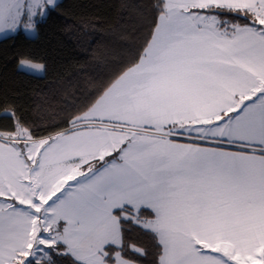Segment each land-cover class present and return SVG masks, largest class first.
Listing matches in <instances>:
<instances>
[{
  "label": "snow or ice",
  "instance_id": "1",
  "mask_svg": "<svg viewBox=\"0 0 264 264\" xmlns=\"http://www.w3.org/2000/svg\"><path fill=\"white\" fill-rule=\"evenodd\" d=\"M59 7L0 0V34ZM135 8L126 57L58 121L0 95V264H264V0Z\"/></svg>",
  "mask_w": 264,
  "mask_h": 264
},
{
  "label": "trees",
  "instance_id": "2",
  "mask_svg": "<svg viewBox=\"0 0 264 264\" xmlns=\"http://www.w3.org/2000/svg\"><path fill=\"white\" fill-rule=\"evenodd\" d=\"M39 31L0 38V95L41 126L91 91L125 58L143 0H59ZM12 36L13 38H8ZM46 64L41 75L18 70L21 59ZM71 85V86H70ZM0 108V123H6Z\"/></svg>",
  "mask_w": 264,
  "mask_h": 264
},
{
  "label": "rangeland",
  "instance_id": "3",
  "mask_svg": "<svg viewBox=\"0 0 264 264\" xmlns=\"http://www.w3.org/2000/svg\"><path fill=\"white\" fill-rule=\"evenodd\" d=\"M20 31H23L26 35H32L33 34L32 32H25L22 28H21ZM21 70L24 71V69H21ZM27 72L31 73V74H36V75H41L43 73V71H39V72H37V71H31V72L27 71Z\"/></svg>",
  "mask_w": 264,
  "mask_h": 264
},
{
  "label": "crops",
  "instance_id": "4",
  "mask_svg": "<svg viewBox=\"0 0 264 264\" xmlns=\"http://www.w3.org/2000/svg\"><path fill=\"white\" fill-rule=\"evenodd\" d=\"M59 0H57V2H58ZM33 33V32H32ZM10 34H12V33H7V34H0V38H3V37H5V36H7V35H10ZM33 35V34H32ZM18 64H19V62H18ZM21 70V69H20ZM24 72H27L26 70H24Z\"/></svg>",
  "mask_w": 264,
  "mask_h": 264
}]
</instances>
